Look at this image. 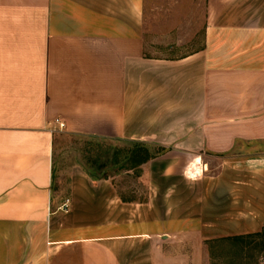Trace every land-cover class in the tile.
Segmentation results:
<instances>
[{"label":"crops","instance_id":"1","mask_svg":"<svg viewBox=\"0 0 264 264\" xmlns=\"http://www.w3.org/2000/svg\"><path fill=\"white\" fill-rule=\"evenodd\" d=\"M144 3L0 0V264H174L264 230V0H205L174 59L145 54ZM59 133L160 149L145 201L61 170Z\"/></svg>","mask_w":264,"mask_h":264},{"label":"rangeland","instance_id":"2","mask_svg":"<svg viewBox=\"0 0 264 264\" xmlns=\"http://www.w3.org/2000/svg\"><path fill=\"white\" fill-rule=\"evenodd\" d=\"M204 2L145 0V54L150 58L174 59L199 49L202 45ZM57 141L55 159L61 170L79 167L95 177H115L113 183L121 189L123 198L131 202L145 201L147 189L141 180L145 173L131 169V162L124 161L127 153L133 150L137 152L134 157L144 158V151L137 149L140 144L64 133L58 134ZM144 149L149 154L160 150L149 146H144ZM183 245L182 240L173 245L174 264H264V248L254 240H245L243 250L226 243L207 242L204 247Z\"/></svg>","mask_w":264,"mask_h":264},{"label":"trees","instance_id":"3","mask_svg":"<svg viewBox=\"0 0 264 264\" xmlns=\"http://www.w3.org/2000/svg\"><path fill=\"white\" fill-rule=\"evenodd\" d=\"M138 150H142L145 153L144 158L138 159L136 156L134 157V155H137L136 151H131L129 153H127L124 161L125 162H131V169L135 168L136 165H140L141 163L147 161L148 159H150L152 156L149 154V152L147 150L144 149L143 145H138ZM137 158V159H136ZM123 201H126L125 199L121 198ZM245 240L248 241H257L259 242L263 248H264V230L259 233V234H255V235H250V236H246V237H238V238H233L232 240H229L230 242H232V246H235L236 248H238L239 250H243L245 247Z\"/></svg>","mask_w":264,"mask_h":264},{"label":"built area","instance_id":"4","mask_svg":"<svg viewBox=\"0 0 264 264\" xmlns=\"http://www.w3.org/2000/svg\"><path fill=\"white\" fill-rule=\"evenodd\" d=\"M55 123L57 124L59 130H62L64 128V124L59 122V120H56ZM69 204H70V201L66 200L65 204L61 207V210L63 212H67Z\"/></svg>","mask_w":264,"mask_h":264}]
</instances>
